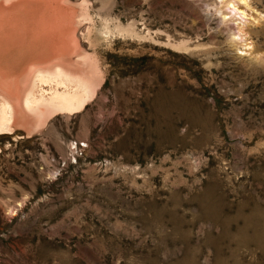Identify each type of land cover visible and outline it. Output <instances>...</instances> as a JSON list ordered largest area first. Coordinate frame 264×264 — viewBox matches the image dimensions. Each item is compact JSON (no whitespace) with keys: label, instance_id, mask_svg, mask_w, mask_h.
<instances>
[{"label":"rangeland","instance_id":"obj_1","mask_svg":"<svg viewBox=\"0 0 264 264\" xmlns=\"http://www.w3.org/2000/svg\"><path fill=\"white\" fill-rule=\"evenodd\" d=\"M67 2L100 83L0 134V264H264V18L244 53L222 0Z\"/></svg>","mask_w":264,"mask_h":264},{"label":"bare ground","instance_id":"obj_2","mask_svg":"<svg viewBox=\"0 0 264 264\" xmlns=\"http://www.w3.org/2000/svg\"><path fill=\"white\" fill-rule=\"evenodd\" d=\"M222 1L227 10L223 20H238L233 41L243 46L242 52L251 51L245 27L264 15L252 13L250 0ZM75 15L67 0H0V134L19 126L36 124L37 129L52 114L85 103L98 87L95 63H72L79 50ZM31 82L36 91L27 93Z\"/></svg>","mask_w":264,"mask_h":264}]
</instances>
